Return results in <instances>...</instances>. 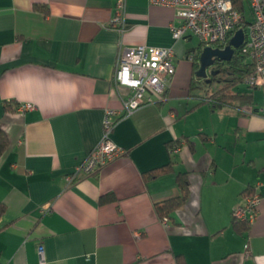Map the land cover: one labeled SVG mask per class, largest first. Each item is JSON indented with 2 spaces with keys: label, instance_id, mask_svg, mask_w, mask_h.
I'll return each mask as SVG.
<instances>
[{
  "label": "crops",
  "instance_id": "0c3cea01",
  "mask_svg": "<svg viewBox=\"0 0 264 264\" xmlns=\"http://www.w3.org/2000/svg\"><path fill=\"white\" fill-rule=\"evenodd\" d=\"M118 1L0 0V123L10 141L0 158V264H175L177 255L264 264V88L246 85L251 105L201 104L189 89L194 36L173 39L175 11L126 0L120 32ZM138 45L173 48L176 73L164 100L123 118L131 92L116 85L115 64ZM24 103L34 108L19 112ZM107 110L119 113L111 139L125 153L68 181L101 141ZM178 173H188L190 195L166 225L156 205L179 196ZM246 190L262 202L244 230L233 215ZM108 194L115 201L100 203Z\"/></svg>",
  "mask_w": 264,
  "mask_h": 264
},
{
  "label": "built area",
  "instance_id": "2783aa9c",
  "mask_svg": "<svg viewBox=\"0 0 264 264\" xmlns=\"http://www.w3.org/2000/svg\"><path fill=\"white\" fill-rule=\"evenodd\" d=\"M149 3L175 11L170 25L174 40H182L190 35L205 46L225 42L231 34L234 35L245 20L244 7H248L253 20L248 26L242 48L254 60L256 72L247 78L246 85L264 88V0H149ZM125 16L126 0H119L111 25L120 32L125 31ZM174 58V50L170 47L138 45L121 49L115 64L114 81L116 85L125 86L131 92L126 98H122L124 114L121 117L132 116L143 106L165 99L169 82L176 73ZM33 108V104L24 103L17 110L24 113ZM258 112L264 116V100ZM117 116V111H106L101 141L76 168L75 173L68 177V181H73L81 173L94 175L125 153L111 139ZM178 151V145L171 148V153ZM261 202L262 198L258 194L248 197L244 205L235 209L234 218L242 222H252ZM162 221L169 224L167 218ZM37 249L43 262V247L38 246Z\"/></svg>",
  "mask_w": 264,
  "mask_h": 264
},
{
  "label": "trees",
  "instance_id": "16d2710c",
  "mask_svg": "<svg viewBox=\"0 0 264 264\" xmlns=\"http://www.w3.org/2000/svg\"><path fill=\"white\" fill-rule=\"evenodd\" d=\"M35 9L41 11L43 14H49V8L46 5H35ZM249 8L244 7L245 20L241 23L237 30L243 29L245 34H247L248 26L251 21H248L246 15L248 14ZM233 34L225 42L214 43L213 47L224 48L229 40L232 38ZM206 47L203 44H199L197 49L194 50L193 61H194V76L191 84L190 91L195 92L200 90L202 95H200V103L209 104L213 109H220L225 107H239L245 105L253 104V93L256 89L254 87H249L252 92L240 91L239 86L245 84L248 77L256 72L255 62L249 57L247 53L244 52L243 48L236 49L232 59L229 62L220 64L214 68L213 72L215 75L210 74L209 78L203 79L196 76V72L199 69V58L202 49ZM8 110L9 107H6ZM256 112V111H255ZM10 148V141L6 131L3 129L0 123V158L7 152ZM172 170L171 164L157 168L145 173L144 177L146 180L156 178L161 174L168 173ZM177 187L179 190V196L164 201L156 205L157 215L163 220L168 219L169 224L171 223V217L174 212L179 208L184 206L190 195V182L188 173H178L176 176ZM248 197L253 196L254 193L250 190H246ZM115 201V197L112 194L104 195L100 199V203H108ZM5 207L0 206V216L5 212ZM233 223L235 226H242V229L246 230L249 226L248 222L238 221L233 217ZM175 264H188L183 257V255H177L175 257Z\"/></svg>",
  "mask_w": 264,
  "mask_h": 264
},
{
  "label": "water",
  "instance_id": "95a60500",
  "mask_svg": "<svg viewBox=\"0 0 264 264\" xmlns=\"http://www.w3.org/2000/svg\"><path fill=\"white\" fill-rule=\"evenodd\" d=\"M245 37L244 30L239 29L224 48L213 46L204 47L200 54L199 69L196 72V76L198 78L207 79L208 69L214 66L216 62H229L232 59L235 50L243 47ZM212 74L215 75L216 72H212Z\"/></svg>",
  "mask_w": 264,
  "mask_h": 264
},
{
  "label": "rangeland",
  "instance_id": "374dc122",
  "mask_svg": "<svg viewBox=\"0 0 264 264\" xmlns=\"http://www.w3.org/2000/svg\"><path fill=\"white\" fill-rule=\"evenodd\" d=\"M246 18L248 21H252L253 17L251 14V11H248V14L246 15ZM200 42L196 37H193V39L190 42H186L187 47L192 48L195 47L197 48L199 46ZM240 91L244 92V91H249V89L247 88V86L245 84L239 86L238 88ZM197 92L201 93L200 90H197ZM258 93H260V91H258Z\"/></svg>",
  "mask_w": 264,
  "mask_h": 264
},
{
  "label": "flooded vegetation",
  "instance_id": "af4514ba",
  "mask_svg": "<svg viewBox=\"0 0 264 264\" xmlns=\"http://www.w3.org/2000/svg\"><path fill=\"white\" fill-rule=\"evenodd\" d=\"M225 62H216L215 64H214V66H212V67H210L209 69H208V78H209V76H210V74L213 72V70H214V68H216L217 66H219L220 64H224Z\"/></svg>",
  "mask_w": 264,
  "mask_h": 264
}]
</instances>
